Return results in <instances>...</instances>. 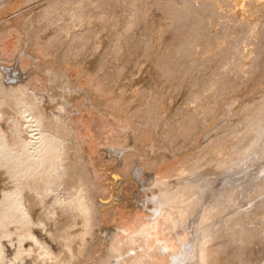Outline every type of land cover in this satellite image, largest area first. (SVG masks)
Wrapping results in <instances>:
<instances>
[{
  "label": "bare ground",
  "instance_id": "1",
  "mask_svg": "<svg viewBox=\"0 0 264 264\" xmlns=\"http://www.w3.org/2000/svg\"><path fill=\"white\" fill-rule=\"evenodd\" d=\"M21 1L0 0V8L4 4H17L19 7L18 3ZM63 1L66 3L65 0H44L42 8L37 6L36 9V5H32L33 7L25 11L24 8L20 14L17 13L11 24L17 30L14 31L18 32L19 46L13 52L12 59L7 60L9 65L5 62L0 64V118L5 116L8 125L5 129L0 126V174L7 178L3 181L7 186L0 188V264H240L242 251L252 254L253 258L258 257V250H264V240H259V237L256 242L254 235L255 243L252 244L255 246L250 248L248 239L253 238L254 232L246 223L251 218L252 222L264 231V177H259L246 186L244 184L241 188L237 185L242 184L243 180L247 182L264 173V163L258 164L264 161V41L258 43L261 37L254 36V33L259 32L250 31L254 36L253 41H250L252 43L249 46L244 45V50L239 49V53L236 51L232 63L229 61L230 64L228 63L227 67L224 64V69L220 70L217 69L218 65L230 56V53L228 57L224 54L225 48L229 46H226V42L230 41L229 35L226 34L228 31L214 28L199 42L202 51L200 55L206 57L202 81H205L206 73L213 76L211 80L207 75L211 82L206 95L213 99L217 106L226 102L223 107L226 113L221 117L216 116L218 112L213 110L217 106L214 108L208 105L207 111L204 113L201 110L203 114L197 118V115L195 117L191 114L193 109L191 113L186 111L188 104L184 102L187 99L192 101L193 98H189L190 95L183 98L184 90L189 87L187 83H190L191 87L196 75L188 72L189 69H183L189 61H185V66L180 65L174 70L170 67V60L173 59L177 44L183 37L181 34L186 21L190 22L187 19L191 17L190 14L195 13L194 6L209 0H187L188 5L183 15L176 14L172 22H165L158 11L148 14L147 7H151V0H71L70 3L68 0V6L64 5ZM156 1L154 0V3ZM231 1L234 13L241 15L246 13L249 4H262L264 9V0ZM213 2L221 8L225 4L224 0H213L211 3ZM154 3L152 5L159 2ZM175 11L178 12L177 9ZM68 14L72 17L69 23L66 21L69 17L64 19ZM261 20L258 19V23L261 24ZM65 23L69 24L68 29ZM258 23L255 18L248 17L242 22V28L247 31ZM11 24L5 23L3 28L7 29ZM260 27L262 28V25ZM1 28L2 25L0 31ZM62 31L65 34L62 35ZM246 35H243L244 38ZM96 42H102L107 56L105 60L103 55V60L95 61L92 68L85 64L84 55L88 49L97 48ZM231 42L234 45V40ZM140 47L143 49L146 64V74L141 78L143 77L144 87L149 90L148 96H160V92L164 95L161 82L165 77L170 82L176 81L175 90L179 88L182 93L181 101L185 99L183 102L187 105H184L185 109L176 110L178 119H170V115L166 125L157 128L158 138L150 137V124H147L150 120L146 121L147 123L140 122V119L146 116L142 115L143 113H152L154 110V107L151 108L148 104L149 101L146 108L133 109L134 100L136 102L140 98L144 99L141 93L144 89L130 91L127 97L131 101L126 103L124 109H111L110 114L126 129L124 137H128V140L119 145V139L114 141V138H110L114 144L104 149L112 152L120 164L126 159L124 152L127 148L134 149L131 154L134 153L135 158L133 157L129 164V156V167L125 172L121 171L122 168L118 169L119 166L113 170L109 169V166L107 171L111 178L108 180V192H105V195L96 194L94 200H89L87 196L93 192L89 190L91 193L86 196L83 184L86 183L87 186L92 179L88 182L87 174H83L84 169L79 168L82 160L78 163L79 157L73 159V156L80 153L78 154L79 149L73 151L70 148L72 129H68L70 126H66L60 113L50 112L48 115L47 104L44 105L43 102H48L49 106L55 103L61 110H67L68 105H75V98L82 96L91 107L97 105L96 101L107 105L108 97L103 92L110 81L119 76L117 73L121 74L120 71L124 64H127L131 50ZM181 47L179 46L180 49ZM23 55L28 57L26 63ZM71 58L76 61L81 59V68L85 71L87 68L91 69L87 86L79 82L77 77H70L68 70ZM105 64L107 67L113 65L115 69L109 75L102 74V71L104 76L101 77L98 71L104 70ZM138 64H142V61ZM35 69L45 76L43 96L36 95V91L29 89V84H34L31 75L37 76ZM124 85L125 83H119L113 87L120 96ZM95 96L105 98L99 99ZM120 101L123 102L121 99ZM198 104H195L194 108L197 109ZM158 106V111L161 112V105ZM166 107L164 111L168 110V106ZM172 109L170 106V110ZM20 116L27 117L30 122L32 133H28L29 136L24 132L26 127H22ZM164 116L160 118L164 120ZM201 124L209 126L204 129L211 128L203 138L202 134L198 135L199 131L197 132ZM161 125L163 126L162 123L159 126ZM142 143L148 151H143L140 146ZM150 151L153 153L148 155ZM65 156L67 160L73 159L74 165L68 164L64 160ZM165 160L168 169L162 172L161 168L157 169L160 164L157 167L156 165ZM244 169V178L239 180L237 172L241 174ZM131 176L139 181L141 192L124 196L123 184L130 180ZM236 178L238 179L235 180ZM70 180H73L72 184L69 183ZM68 183L71 187L65 191L64 186ZM58 185L63 187L62 193L67 192L66 195L55 191ZM93 188L95 189V186ZM143 193L145 196H142ZM47 196L49 199L45 202L44 198ZM138 198L144 203L143 207L152 206L146 219H141L143 214L135 209L134 220L130 223H117L114 220L112 223L110 220L113 227L107 224L108 226L93 228L97 223L95 216H100L102 211L105 212L108 207L114 206L115 202L122 201L127 208H132L134 203L140 204ZM37 206L39 215L36 214L38 218L35 219L33 210ZM46 224L51 228L45 227ZM35 226L46 228L44 233L58 246H54L52 240L47 239L48 236L39 238L38 231H34ZM241 231L244 233L235 238ZM12 232L16 234L14 239H11ZM6 238L9 239L7 243V240L4 241ZM239 240L241 242L238 244ZM25 241L29 244L26 245ZM33 247L36 248L35 252ZM88 254L90 258H87ZM259 255L262 256V252ZM244 262L250 264L246 259Z\"/></svg>",
  "mask_w": 264,
  "mask_h": 264
},
{
  "label": "rangeland",
  "instance_id": "2",
  "mask_svg": "<svg viewBox=\"0 0 264 264\" xmlns=\"http://www.w3.org/2000/svg\"><path fill=\"white\" fill-rule=\"evenodd\" d=\"M26 1V2H25ZM25 1H21L20 3H18L20 6H22V7H17L18 5L16 4V5H11V4H4V6L3 7H1L0 8V26L2 25V28H3V25H5V23H10L11 24V21H12V19L13 18H16V16L18 15V14H20L21 12H23V9H24V11L25 10H27V9H29L32 5L33 6H35L36 5V9H37V6H38V8H42L44 5L42 4L43 3V1L44 0H25ZM40 1H41V4L40 5H42V6H40L39 5V3H40ZM46 1V0H45ZM66 1V3L64 2V5H66V6H68L69 5V3H70V1L71 0H65ZM67 1L69 2L68 3V5H67ZM152 1V2H151ZM150 2H151V4H149L151 7H147V8H149V9H147V12H148V14H154L155 12H160V15H162V17L164 18V21L165 22H172L173 21V18L175 17V16H177L176 14H178V15H180V16H182L183 15V13L185 12V8H186V6L188 5L187 3H188V1L186 0H158V1H156V3H158L157 5H152V3H154V0H151ZM190 1V0H189ZM194 1H196V0H194ZM207 1V0H206ZM213 1V0H209L208 2H199L200 3V5H198L199 3H197L196 5H198L197 7H198V9L196 8V10H195V7H196V5L194 6V8H193V11H195V13L194 14H190V16L191 17H189L187 20L188 21H190V22H187L186 21V24H187V27H186V24H185V28L182 30V34H181V36H183V37H181L180 38V41L178 42V44H177V46L178 47H176V49H177V51H175V54H174V56H173V59L171 58V60H170V63L172 62V64L170 65V67H171V69H174V68H178V66H180V65H183V64H185L186 65V62L185 61H189V63H188V65L187 66H185V65H183V66H185L183 69L185 70V69H189V71L188 72H190V73H192V75L193 76H195L196 75V77H194L196 80H193L191 83V87H190V83H187L188 85L187 86H189L186 90H184V94H183V98H185L187 95H190V97L189 98H193V100L191 101V99H187V100H185V99H182V101H181V91L179 90V88H178V90H175V88H177V87H175V84H176V81L173 83V82H170L168 79L166 80V78L164 77V80L161 82L162 83V87H161V90L162 89H164L163 90V92H164V95L160 92V96H151V97H149L148 96V89L146 88V87H144V85H143V81H142V78H141V76H145L144 74H146V72L144 71V68H145V66H146V64H144V62H145V58H144V55H143V53H142V48L140 47V48H134L133 50H131L132 51V53L130 52V54L128 55L129 56V58H128V62H127V64L125 63L124 64V66H123V68L121 69V71H120V73L121 74H119V72L117 73V75H119L118 77H116L115 79H113V80H111L110 81V83H109V85L110 84H112V86L110 85H108L107 86V88H106V90H105V92H103V94L106 96V97H108V100H107V102H106V104L107 105H103L102 103H97V102H99V101H96V106L95 105H92V107H91V104H88V102H87V100H85L82 96H80L79 98L77 97V98H75V100H74V104L75 105H68V109L66 110H64V109H60L58 106H57V104H55V103H53L52 104V106H49V103L48 102H43L42 100V102H43V104L44 105H46V110H50L49 111V113H48V111H47V114L49 115V114H58V113H60L59 115H60V117H61V119H63V121L65 120V124H66V126L68 127V126H70V127H68V129L70 128V136L72 137H69V139L71 140V143H70V148L73 150H77L78 151V149H79V152H78V154H76V155H78V156H73L72 158L73 159H75L76 157L78 158H80V160L78 161V163H80L81 162V160H82V163H80V166H79V168L81 169V170H83V174L85 175V174H87L86 175V178H87V176H88V182H89V179H92V181L90 182V184H91V186L89 187V183L87 184V186H86V183H84L83 184V192H84V194L87 196V195H89L90 193H91V191L93 192V193H91V195H89V196H87L88 197V199L89 200H94V198L98 195V194H100V195H105L107 192H108V190L109 189H107V188H109V184H108V180L111 178L110 176H109V171H107L108 170V167L109 166H111V167H109V169H111V170H113V169H115V168H117L118 166V169H120V168H122L121 169V171L122 170H124L123 172H125V171H127V167H129V164H131L130 162H132L133 161V159L135 158V155H134V153L133 154H131L132 152V150H134V149H126L125 150V152H126V154H125V152H124V156H126V159H124L123 160V162H122V164H120V163H118L116 160H115V155H113V153L112 152H108V151H106L105 149L107 148V147H109L110 145H112V144H114V142L113 141H111L110 140V138H114V141H115V139L117 138V139H119L117 142L119 143V145L120 144H122V143H125L127 140H128V137H124L125 135H126V129H123L120 125H119V123H118V120L116 119V118H114V116L112 115V114H110V110L111 109H119V108H125L126 107V103H128V101L130 102L131 100L127 97L128 95H129V93H130V91H134L135 89L137 90H143L141 93H142V96H143V98L144 99H139V100H136V102H135V100H134V105H133V109H136L137 110V108L138 109H140V108H146L147 107V103H148V101H149V103L148 104H150V107L152 108V106L154 107V110H152V113L150 112V113H148V114H142V115H146L145 117H143L142 118V120L140 119V122L141 123H144V122H146V121H148V120H150L147 124H150L149 126H150V134L152 133V135L150 136L151 138H158L159 137V134H157V128L159 127H164V125H166L165 124V122H166V120L168 121V117L171 119V117L172 118H176V119H178L179 117L175 114L176 113V110L178 109V110H181L180 108H186L187 107V112L189 111L190 113H191V111H192V109H193V111H192V113L191 114H193L195 117H197L198 115L201 117V115L203 114L202 113V111H204V113L207 111L206 109H208L210 106H214V108H215V105L217 106V103H215L214 101H213V99H211L210 97L208 98V93H206V92H208V86L210 87V82H211V80H212V78H213V76L212 75H209V74H207L206 73V79H205V81H202V77L201 76H203V73H202V71L203 70H205V61H206V57L204 58V57H201L202 55H200V54H202V53H200V52H202L201 51V48L199 47V42L203 39V37L206 35V34H208L212 29H222V30H225L227 33V35H229V37H228V39H230V41H228V42H226V46H228L227 48H225V50H224V54H225V57H228V53H230V56L229 57H231V58H225V60L222 62V63H220L219 65H218V67H217V69L218 70H220V69H224V67L227 65L228 66V63L230 64V62L234 59V57H235V55H234V57H233V54H236V51H238L237 53H239V51H241V50H244V48H245V46L244 45H246V46H249V44H251L252 42H250L251 40L253 41V39H254V36H258L259 38H260V40H258V43H260L261 41H264V9H263V6H261V5H259L258 3L257 4H255V6H254V4H249V6H248V9H247V11H246V13H244L243 15L245 16H247L249 13H251V15L249 14L247 17L245 16H243V15H241V13H237V12H235L234 13V8H233V1H231V0H224V2H223V0H222V2L223 3H225V4H223L222 5V8L221 7H219L217 4H215L214 2H213V4L211 3V2ZM25 2V3H24ZM37 2V3H36ZM231 2V3H230ZM10 3V2H9ZM156 3H154V4H156ZM208 3V4H207ZM38 4V5H37ZM45 4V3H44ZM170 4V5H169ZM205 4V5H204ZM215 4V5H214ZM11 5V6H10ZM259 5V6H258ZM10 6V7H9ZM14 6V7H13ZM32 6V7H33ZM148 6V5H147ZM5 7V8H4ZM7 7V8H6ZM9 7V8H8ZM165 7V8H164ZM170 7V9H172L173 10V8H174V12L172 11V10H170V9H168ZM250 7H251V9H250ZM259 7V8H258ZM260 7L262 8V9H260ZM3 8V9H2ZM11 8V9H10ZM4 9H5V11H4ZM7 9V10H6ZM175 9H177L178 10V12L177 11H175ZM259 9V10H258ZM2 10V11H1ZM161 10H162V12H161ZM164 10H165V12H164ZM170 10V11H169ZM215 10V11H214ZM248 10H249V12H248ZM261 10V11H260ZM262 10H263V12H262ZM16 11V12H15ZM192 11V12H193ZM201 11V12H200ZM2 12H4V13H2ZM174 13V16L172 17V14ZM191 12V13H192ZM248 12V13H247ZM255 12V13H254ZM261 12V13H260ZM18 13V14H17ZM180 13H182V15L180 14ZM263 13V14H262ZM14 14V15H13ZM164 14V15H163ZM257 14H259V15H261V17H259V15H257ZM69 15V14H68ZM65 16L64 17V19H67L68 17V19H69V21H68V19L66 20L68 23L70 22V18L72 19V17H70V15L69 16ZM222 15V16H221ZM253 15H255V16H253ZM263 15V16H262ZM193 16V17H192ZM242 16V17H241ZM67 17V18H66ZM239 17H240V19H239ZM248 17H252L253 19L255 18V22H256V20H257V23H258V19H262L261 21H262V23L260 24V23H258L257 25H255L254 27H252L249 31L247 30H244V29H246V28H242V27H244V23L242 24V22L243 21H245V20H247L248 19ZM257 17V18H256ZM189 19H191V20H189ZM193 19V20H192ZM242 19V20H241ZM244 19V20H243ZM230 20V21H229ZM238 20H240V21H238ZM237 21V22H236ZM260 21V22H261ZM239 22V23H238ZM236 23V24H235ZM239 24H240V27H239ZM260 24V25H259ZM64 25H66V28L68 29V25L69 24H64ZM188 25H190V26H188ZM236 25H238V26H236ZM262 25V28L260 27ZM191 26H192V28H191ZM258 26V28H256ZM237 27H238V29H237ZM249 27V26H248ZM2 28H1V31H0V64H5L6 63V65H9V63H7V60L8 61H10L11 59H12V54H13V52L14 51H16V49L18 48V46H19V43H18V46H17V42H18V32H16L17 30L15 29V27L13 26V24H11L7 29L5 28H3V30H2ZM232 28V29H231ZM195 29V30H194ZM260 29V30H259ZM13 30V31H12ZM14 30H16V31H14ZM188 30V31H187ZM243 31V32H241V31ZM263 32H262V31ZM4 31V32H3ZM246 31V32H245ZM250 31L251 32H259V34H260V36H259V34H256V33H254L255 35L253 36V33H250ZM261 32V33H260ZM6 33V34H5ZM187 33V34H186ZM193 33V34H192ZM243 33V34H242ZM250 33V34H249ZM61 34L63 35V34H65V32H61ZM60 34V35H61ZM192 34V35H191ZM245 34H247L246 35V37L244 38V36H245ZM252 34V35H251ZM91 35V34H90ZM186 35H188V36H186ZM244 35V36H243ZM248 35H249V37H251V38H249L248 37ZM4 38H3V37ZM6 36V37H5ZM241 36H243V37H241ZM253 36V37H252ZM57 37H59V35L57 36ZM187 39H186V38ZM257 37V38H258ZM143 38V37H142ZM184 38V39H183ZM248 38V39H247ZM258 38V39H259ZM232 39V40H231ZM235 39L236 40H238L237 42L235 41ZM234 40V45H233V43L231 42V41H233ZM182 42V43H181ZM183 42H185V44L183 43ZM236 42V43H235ZM244 42H245V44H244ZM101 44V45H99V44ZM181 43V44H180ZM232 43V44H231ZM243 43V44H242ZM248 43V44H247ZM96 44H97V48L95 47V48H91V50H87V54L85 53V55H84V58L86 59V62H85V64L88 66V67H94V65H95V61H97V60H103V58H104V60L106 59V56H107V53L105 52V49L103 48V44H102V42H96ZM230 44H231V46H230ZM236 44H237V46L239 47H237L236 46ZM242 44V45H241ZM181 45H183L182 47H181ZM185 45V46H184ZM179 46L181 47V49L179 48ZM234 46V47H233ZM99 47V48H98ZM100 47H101V49H100ZM197 47V48H196ZM237 47V48H236ZM179 48V49H178ZM94 49H96V50H94ZM99 49V50H98ZM239 49H241V50H239ZM38 50H39V48H38ZM94 50V51H93ZM230 52H229V51ZM234 50V51H233ZM89 51H92L93 52V54H92V52H89ZM97 51V52H96ZM181 53H180V52ZM196 51L198 52V53H196ZM39 52V51H38ZM177 52H179V53H177ZM194 52H195V55H194ZM227 52V53H226ZM232 52V53H231ZM235 52V53H234ZM106 54V55H105ZM178 54H180V55H178ZM227 54V55H226ZM90 55H92V57H90ZM104 55V56H103ZM176 55V56H175ZM24 56V62L26 63V61H27V59H28V57L26 56V55H23ZM44 57H47V56H45V55H43ZM103 56V58H101ZM131 56V57H130ZM143 56V57H142ZM27 57V58H26ZM51 57V56H50ZM142 57V58H141ZM43 58V57H42ZM100 58V59H99ZM144 58V60H142ZM228 59V60H227ZM230 59V60H229ZM4 60V61H3ZM6 60V61H5ZM35 60V59H34ZM228 62H227V61ZM36 61H38V59L36 60ZM71 62V66L69 67V72H70V77L71 78H78V80H79V82H81V83H83V84H85V86H87V82H88V80H90V75L91 74H89V70L91 71V69H89V68H87L86 69V71H85V69H83V67L81 68V66H82V63H81V59H80V61H76V59L74 60L73 58H71V60H70ZM139 61H142V64H138L139 63ZM179 61V62H178ZM230 61V62H229ZM5 62V63H4ZM73 62H75V63H73ZM178 64H177V63ZM77 63H78V67H77ZM81 65H80V64ZM232 63V62H231ZM224 64H225V66H224ZM131 65V66H130ZM136 65H138V66H136ZM130 66V67H129ZM226 66V67H227ZM111 67V68H110ZM127 67V68H126ZM129 67V68H128ZM190 67V68H189ZM80 68V69H79ZM34 69V68H33ZM103 69L104 70H100L99 69V71L98 72H100L99 73V76H101V77H103L104 75H105V73L107 74L108 73V75L109 74H111L114 70L113 69H115L114 68V66L113 65H108V67H107V65L105 64V66L103 67ZM142 69H143V71H142ZM216 69V70H217ZM110 72H109V71ZM175 70V69H174ZM173 70V71H174ZM193 70V71H192ZM200 70V71H199ZM210 70V69H209ZM80 71V72H79ZM83 71H85V72H83ZM102 71H104V73H102ZM199 71V75H198V72ZM35 72H37V76H35V75H31V77H33V80H34V84H29V89H32V91L34 92V91H36V95H38L39 94V96H43V93H45V92H43V90H44V88H45V82L43 81V80H45V76L42 74V73H39L38 72V70H36L35 69ZM94 72V71H93ZM124 72V73H123ZM176 72V71H175ZM174 72V73H175ZM195 72V73H194ZM204 72V71H203ZM95 73H96V71H95ZM104 74V75H102V74ZM123 73V74H122ZM7 74H8V72H7ZM80 74V76H78ZM97 74V73H96ZM141 74V75H140ZM176 74V73H175ZM84 75V76H83ZM122 75V76H121ZM207 75H209L210 76V78L207 76ZM140 76V77H139ZM198 76L200 77V78H198ZM212 76V77H211ZM36 77V79H38V80H36V79H34ZM81 77V78H80ZM209 79H211V80H209ZM141 78V79H140ZM6 80H7V78H5ZM42 81H41V80ZM176 79V78H175ZM199 79V80H198ZM208 79V80H207ZM117 80V81H116ZM115 83H114V82ZM166 81H169V82H166ZM205 84H204V83ZM114 83V84H113ZM119 83H125V85L122 87V96H120V94L119 93H117L116 91H115V89L113 88V87H115L116 85H118ZM165 85H164V84ZM38 84V85H37ZM170 84H174V86H172V85H170ZM164 85V86H163ZM166 86V87H165ZM170 86H171V88H170ZM197 86V87H196ZM31 87H33V88H31ZM36 87V88H35ZM110 87H111V91H110ZM143 87V88H142ZM165 87V88H164ZM35 88V90H33ZM37 88H39V89H37ZM43 88V89H42ZM88 88V87H87ZM168 88V89H167ZM192 88V89H191ZM42 91H41V90ZM205 91H204V90ZM207 89V90H206ZM91 90V89H90ZM107 90H109V91H107ZM124 90H125V92H124ZM168 90H169V93H168ZM172 90V91H171ZM190 90V91H189ZM165 91H167L166 93H165ZM43 92V93H42ZM114 92V93H113ZM124 92V93H123ZM42 93V94H41ZM116 93V94H115ZM128 93V94H127ZM187 93V94H186ZM189 93V94H188ZM115 96H114V95ZM117 94H118V96H120V97H118L117 96ZM125 94V95H124ZM194 96H193V95ZM207 94V95H206ZM135 95V94H134ZM163 95V96H162ZM173 95V96H172ZM206 95V96H205ZM124 96V97H123ZM192 96V97H191ZM196 96V97H195ZM93 97H94V95H93ZM95 97H98V96H95ZM113 97V98H112ZM123 97V98H122ZM188 97V96H187ZM186 97V98H187ZM208 99H207V98ZM83 98V99H82ZM99 99H104L105 97H98ZM124 102H119V100L120 99ZM128 98V99H127ZM148 98V99H147ZM195 98V99H194ZM78 99V101H76ZM119 99V100H118ZM147 99V100H146ZM198 99H200V101L198 100ZM118 100V101H117ZM164 100V101H163ZM166 100V101H165ZM185 100V101H184ZM197 100L199 101V102H197ZM203 100V101H202ZM81 101V102H80ZM141 101V102H140ZM146 101V102H145ZM185 103H187L188 104V106H186L187 104H184V102ZM117 102H118V104H117ZM151 102V103H150ZM153 102V103H152ZM161 102V103H160ZM193 102H195V103H192ZM139 103V104H138ZM146 103V104H145ZM160 103V104H159ZM163 103V104H162ZM169 103V104H168ZM198 103H200V104H198ZM226 102H224L223 104H218V106H220L219 108V110H218V106L213 110V111H217L218 113H216V114H218V115H216V116H223V115H225L224 113H226V110H225V108H223V107H225V104ZM77 104V105H76ZM120 104V105H119ZM145 104V105H144ZM165 104H166V106H168V110H166V111H173L172 113L170 112V113H168V112H166V111H164L165 110ZM193 107H191L190 105ZM198 104V107H197V109L196 108H194V107H196V105ZM203 104V105H202ZM206 104V105H205ZM53 105H55V106H57V107H55V106H53ZM86 105V106H85ZM138 105V106H137ZM144 105V106H143ZM155 105V106H154ZM158 105H161L160 106V110H161V112L160 111H158L159 110V106ZM186 107H185V106ZM194 105V106H193ZM201 105H202V107H204L205 108V110H204V108L203 109H201L202 107H201ZM209 105V107H207ZM222 105V106H221ZM71 106H73V107H71ZM76 108H75V107ZM95 106V107H94ZM106 106V107H105ZM124 106V107H123ZM135 106V107H134ZM165 106V107H164ZM170 106H171V109L172 110H170ZM173 106V107H172ZM48 107H49V109H48ZM51 107V108H50ZM53 107V108H52ZM79 107H80V110H78L79 109ZM156 107V108H155ZM191 107V108H190ZM201 107V108H200ZM207 107V108H206ZM78 108V109H77ZM188 108L190 109V110H188ZM199 108V109H198ZM156 109V110H155ZM166 109H167V107H166ZM61 110V111H60ZM71 112H70V111ZM135 110V111H136ZM175 110V111H174ZM177 110V111H178ZM202 110V111H201ZM57 111H59V112H57ZM67 113H66V112ZM69 111V112H68ZM158 111V113H156ZM195 111V112H194ZM224 111V112H223ZM51 112V113H50ZM62 112V113H61ZM138 112V111H137ZM198 112V113H197ZM201 112V113H200ZM160 113H161V115H160ZM197 113V114H196ZM221 113V114H220ZM64 116H63V115ZM133 114H135V112H134V110H133ZM150 114V115H149ZM166 114L168 115V116H166ZM165 115V116H164ZM176 116V117H174V116ZM197 115V116H196ZM63 116V117H62ZM165 117L164 118V120H163V118H160V117ZM193 116V117H194ZM197 117V118H200V117ZM4 117V118H3ZM3 117H1L0 118V126H1V128H3V129H5V128H7V118H5V116H3ZM20 117H22V118H20V123H22L21 125H22V127L24 128V126L26 127V131L24 130V132L25 133H29V134H31L32 133V129H31V126H30V122L27 120V117H24V116H20ZM24 117V118H23ZM66 117V118H65ZM147 117H148V119H147ZM167 117V118H166ZM150 118V119H149ZM152 118V119H151ZM4 119V120H3ZM156 119V120H155ZM6 120V121H5ZM22 120H23V122H22ZM151 120H152V122H151ZM27 121V122H26ZM143 121V122H142ZM158 121V122H157ZM163 124V126L161 125V126H159L161 123ZM141 123H138V124H140L141 125ZM152 123V124H151ZM154 123H155V125H154ZM2 124V125H1ZM27 125V126H26ZM5 127V128H4ZM29 127V128H28ZM156 127V128H155ZM206 127V125L204 124H201L200 126H199V130H197V132L199 131V133H198V135H201V137L203 138V135H206V134H208L210 131H211V128L210 129H204ZM155 128V129H154ZM206 128H209V126H207ZM31 129V130H30ZM123 129V130H122ZM205 130H207V132H205ZM210 130V131H209ZM153 131H155V132H153ZM204 131V132H203ZM31 132V133H30ZM201 132V133H200ZM203 132V133H202ZM26 134V135H27ZM29 134H28V136H29ZM158 136V137H157ZM205 137V136H204ZM127 138V139H126ZM122 140V141H121ZM111 141V142H110ZM117 142H115V144L116 145H118V143ZM71 145H73V146H71ZM75 145V146H74ZM140 146H141V148H143V151L144 150H147L145 147V145H143V143L142 144H140ZM143 146V147H142ZM73 147V148H72ZM126 147H128V146H126ZM139 147V146H138ZM154 147H158V146H154ZM77 148V149H76ZM105 148V149H104ZM71 149H69L70 151H72ZM81 149V150H80ZM73 150V151H74ZM81 151V152H80ZM140 151H142V150H140ZM148 151V150H147ZM145 153H146V151H145ZM151 153H153L152 151H150V152H148L147 154L149 155V154H151ZM113 155V156H112ZM102 156V157H101ZM108 156H109V158H110V160H109V158H108ZM129 156H130V161L128 160V158H129ZM147 156V155H146ZM134 157V158H133ZM256 157V156H255ZM67 157L65 156V158H64V160L65 161H67L68 162V164H70L71 165V163H72V165H74V163H73V159H71V160H69L70 158H68V160L70 161H68L67 159H66ZM114 159V160H113ZM131 159H132V161H131ZM129 161V164H127V162ZM124 162H126V163H124ZM166 160L165 161H162V162H159L157 165H156V167L159 165L160 167H157V169L158 170H160V168H161V171L162 172H166L167 171V167H166ZM163 163H164V165H163ZM262 163H264V161L263 162H260V163H258V164H262ZM68 164H66L67 166H69ZM117 164H120V165H117ZM128 165V166H127ZM243 165H244V163L241 165L242 167H243ZM107 167V168H106ZM78 168V170L82 173V171L80 170ZM88 168V169H87ZM167 168V169H166ZM245 171H246V169H244L243 171H241V174H240V172H237V174H239V180H242L244 177V173H245ZM91 175V176H90ZM100 175V176H99ZM107 175V176H106ZM130 175V174H129ZM264 175V173L263 174H261L260 176L258 175V176H256V177H253V179L252 180H249V181H245V180H243L242 181V184H238L237 185V187L238 188H241L242 187V185H244V186H246V185H248L249 184V182L251 183V182H254L256 179H259V177H264L263 176ZM3 175H1L0 174V188H2L3 186H7V185H5L4 184V182L7 180V178L6 177H2ZM240 176H242V177H240ZM108 178V179H107ZM238 178H236L235 180H237ZM254 180V181H253ZM4 181V182H3ZM71 182V184H72V182H73V180H70L69 181V183ZM83 182H84V180H83ZM100 182V183H99ZM104 182H105V184H104ZM66 184L65 186H64V190L66 191V190H68L70 187H71V185L70 184ZM247 183V184H246ZM4 184V185H3ZM93 184V185H92ZM100 184H103V185H100ZM108 184V185H107ZM85 186L87 187V188H85ZM95 186V189L93 188ZM108 186V187H107ZM59 187H61V186H56V188H55V191L57 192V193H60L61 191H62V189H63V187H61V188H59ZM93 189H92V188ZM102 187V188H101ZM106 187V188H105ZM105 188V189H104ZM59 191H57V190ZM60 189V190H59ZM85 190H87V191H85ZM89 190H91V191H89ZM95 190V191H94ZM104 190V191H103ZM100 191V192H99ZM62 192H64V191H62ZM61 192V195H63L64 193H62ZM106 192V193H105ZM139 193V192H141V187H140V183H139V181L137 180V179H135L134 178V176H131V178H130V180H128V181H126L124 184H123V187H122V193H123V195L125 196V195H134V194H136V193ZM67 194V192L64 194V195H66ZM97 194V195H96ZM51 195V194H50ZM50 195H48V196H50ZM93 195V196H92ZM46 197V198H44V200H45V202H47L48 200H46V199H49V197ZM91 196V197H90ZM142 196H145V194L143 193L142 194ZM51 197V196H50ZM92 198V199H91ZM139 199V198H138ZM93 202V201H92ZM140 204H138L137 202L136 203H134V206L132 207V208H127V206H125L123 203H122V201H117V202H115V205L114 206H110V207H108L107 208V210L104 212V211H102L101 213H100V216H95V221L97 222V223H95L94 224V226H93V228L94 229H96L97 227L99 228V227H104L105 225L106 226H108V225H110L111 227H113V225L111 224V221L112 220H114L115 222H117V223H130L131 221H133L134 220V212H135V209H138L139 210V212L140 213H142L143 214V216L142 217H140L141 219H146L147 218V214L149 213V211L151 210L150 208H152V206L150 205V206H148V207H143V205H144V203L142 202V200H140L139 199V201H138ZM143 204V205H142ZM38 207L39 206H37L36 208H34V213H35V215H34V218L35 219H37L38 218V216H36V214L37 215H39V213H38ZM37 212V213H36ZM107 212V213H106ZM120 212H122L123 214H120ZM118 213H119V215H118ZM106 214H108V215H106ZM103 215V216H102ZM124 215H125V217H124ZM101 216H102V218H101ZM107 218H106V217ZM132 217V218H131ZM144 217V218H143ZM130 219V220H129ZM133 219V220H132ZM111 220V221H110ZM249 220V222H247L246 223V226L248 227V228H250V229H252L253 230V238L251 239H248V242L250 243V245L251 246H249L250 248H254V244H252V243H255V242H253L255 239V241L257 242V241H259L260 239H263L264 240V231H261V227H258V226H256L255 225V222H252V219L250 218V219H248ZM98 221H99V225H97L98 224ZM114 221H112V223L114 222ZM128 221V222H127ZM70 221H68V223H69ZM103 222H104V224H103ZM109 222H110V224H109ZM140 222V221H139ZM67 224V223H66ZM108 224V225H107ZM49 224H46L45 225V227H47V228H51V227H49L48 226ZM38 227V228H37ZM35 226V232H37V236H39V238H42V237H47L48 235H46V233H44V230H46V228H42L41 229V226ZM10 228H14V227H10ZM81 228V227H80ZM41 229V230H40ZM75 229V228H74ZM76 229H78L77 227H76ZM12 230V229H11ZM13 233V232H12ZM44 233V234H43ZM244 233V231H241L240 233H239V235H236V236H234L235 238H238V236H240V234L242 235ZM262 233V234H261ZM15 234V232L12 234V235H14ZM11 235V239L13 238H15V236H16V234L14 235V236H12ZM43 235V236H42ZM254 235L256 236L255 237V239H254ZM258 236V237H257ZM262 236V237H261ZM260 237V238H259ZM259 238V240H257ZM47 239L49 240V241H51L50 239H49V236L47 237ZM7 240V241H6ZM8 238H6V239H4V241H6V243L8 242ZM241 242V240H239L238 241V244ZM25 243H26V245H28L27 244V241H25ZM52 244H54V246H58L57 244H55L54 243V241L52 240V242H51ZM34 249V251L33 252H35V247H33ZM57 250H58V248H56ZM259 252H258V257H252V254H247L246 252H244V251H242L241 252V254L243 255L242 256V258H239V262H240V264H247L246 262H244V259H246L247 260V262H250V264H264V250L262 249L261 251L260 250H258ZM262 252V256L261 255H259L260 253ZM247 255V256H246ZM87 256V258H90L89 256V254L88 255H86ZM249 256V257H248ZM242 261V262H241ZM257 261H258V263H257Z\"/></svg>",
  "mask_w": 264,
  "mask_h": 264
}]
</instances>
